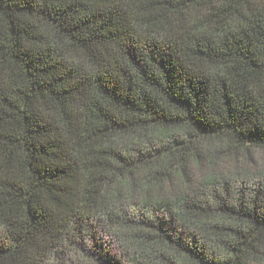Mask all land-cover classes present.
Returning a JSON list of instances; mask_svg holds the SVG:
<instances>
[{"label":"trees","instance_id":"16d2710c","mask_svg":"<svg viewBox=\"0 0 264 264\" xmlns=\"http://www.w3.org/2000/svg\"><path fill=\"white\" fill-rule=\"evenodd\" d=\"M0 264H264V0H0Z\"/></svg>","mask_w":264,"mask_h":264},{"label":"rangeland","instance_id":"374dc122","mask_svg":"<svg viewBox=\"0 0 264 264\" xmlns=\"http://www.w3.org/2000/svg\"><path fill=\"white\" fill-rule=\"evenodd\" d=\"M250 153L253 155V160L252 161V164H245V161L244 159H241L239 162L241 163L242 167L246 168V169H258L260 168L263 164L261 162H258V160H255L256 159V156H259L258 155V152L257 151H250ZM255 158V159H254ZM236 162L234 161V159H231L229 160L228 162H225V163H222L221 165H219L217 167L216 170H219V172L221 171H227L228 169L232 168ZM249 165V166H248ZM206 171V166L204 167L203 165L197 169L195 167H192V174H193V178H194V181H197V179L200 178V175L202 176V174H204ZM99 234H100V237L101 239L104 241V245L108 248V251L110 253H112V255H117V256H120L121 255V251H119L120 247H119V244L118 242H116L109 234L108 232L104 229V228H101L99 229Z\"/></svg>","mask_w":264,"mask_h":264}]
</instances>
